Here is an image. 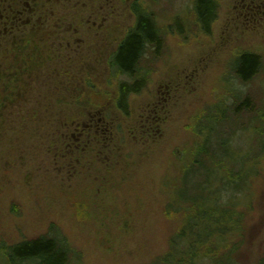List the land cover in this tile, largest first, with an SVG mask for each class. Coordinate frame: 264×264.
Wrapping results in <instances>:
<instances>
[{"label":"rangeland","instance_id":"rangeland-1","mask_svg":"<svg viewBox=\"0 0 264 264\" xmlns=\"http://www.w3.org/2000/svg\"><path fill=\"white\" fill-rule=\"evenodd\" d=\"M134 1L0 0L16 15L0 34V241L55 226L79 264H169L161 258L187 218L175 209L192 195L183 181L196 187L195 167L186 166L203 142L201 123L215 130L219 146L212 139L202 147L213 148L218 162L240 164L225 140L245 126L236 146L254 154L264 147V70L247 85L230 71L242 52L264 65V15L248 19L237 0H218L213 32L204 35L191 0L152 5L164 25L172 23L163 25L165 52L127 116L117 107L120 78L108 58L134 24ZM246 96L259 113L234 118L229 104ZM64 131L85 133L71 158L59 142ZM260 170L236 264L264 261V163Z\"/></svg>","mask_w":264,"mask_h":264},{"label":"trees","instance_id":"trees-1","mask_svg":"<svg viewBox=\"0 0 264 264\" xmlns=\"http://www.w3.org/2000/svg\"><path fill=\"white\" fill-rule=\"evenodd\" d=\"M147 1L136 0L130 5L135 16L134 24L108 58L112 72L120 78L117 107L127 116L130 115V98L147 89L153 72L152 65L161 59L166 49V27L163 28L164 22H161L165 17L153 8L154 5L163 4L165 0ZM190 10L195 14L194 24L200 32L211 35L219 16V1L191 0ZM3 11L0 6V34L9 19H16L14 12L10 13L6 7ZM171 23L172 21H165V25L171 26ZM177 26L184 33V25L180 19ZM263 70L262 58L252 52H242L230 66L231 73L236 77L233 78L244 85L250 84ZM236 102L229 104L234 118L252 110L254 116L259 113L249 96ZM205 121L201 123L203 142L208 144L216 134L214 129H206ZM64 126L69 127L70 124L65 123ZM110 130L105 129L104 134H108L106 138L112 141L115 136ZM247 130L246 126L244 130L239 128L225 140L229 143V156L238 155L241 165L235 166L226 160L227 157L218 162L216 155H213V148L202 147L203 142L196 148L193 160L186 166L191 164L192 169L195 167L192 177L196 180V187H190L192 184L187 185L188 182L183 181L185 189L188 188L192 193L189 199L191 203L189 205L188 200L175 209V212L186 213L187 218L179 232L172 237L170 252L161 261L169 264H236L234 255L244 239L248 218L254 210L255 179L260 176V164L264 163V147L260 148L258 154H254L255 148L249 153L248 147L240 149L236 146L238 136L245 134ZM254 131L257 132L258 128H254ZM83 134L75 137L64 131L59 142L67 144L69 150H72L71 153H64V157L73 156L77 145L83 143ZM90 136L92 135L89 134L87 139ZM96 139L97 137H91L85 144L88 146V142ZM214 141L219 146L217 138ZM72 161L74 162V158ZM186 167L184 173L187 171ZM199 189L206 192L203 195L194 193ZM183 198V195L179 196L180 200ZM0 264H79V260L65 236L52 226L48 233L38 237L16 243L1 240ZM260 264H264V261Z\"/></svg>","mask_w":264,"mask_h":264},{"label":"flooded vegetation","instance_id":"flooded-vegetation-1","mask_svg":"<svg viewBox=\"0 0 264 264\" xmlns=\"http://www.w3.org/2000/svg\"><path fill=\"white\" fill-rule=\"evenodd\" d=\"M2 1V0H1ZM236 7L238 14L245 15L248 19L257 20L264 15V0H237ZM1 11L4 12L3 4L0 3ZM13 65H19V62H14ZM152 119H150L151 121ZM152 129H150L151 131Z\"/></svg>","mask_w":264,"mask_h":264}]
</instances>
